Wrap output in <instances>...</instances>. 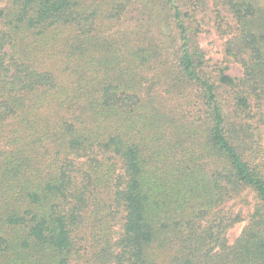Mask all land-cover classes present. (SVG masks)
I'll return each instance as SVG.
<instances>
[{
  "label": "trees",
  "instance_id": "obj_1",
  "mask_svg": "<svg viewBox=\"0 0 264 264\" xmlns=\"http://www.w3.org/2000/svg\"><path fill=\"white\" fill-rule=\"evenodd\" d=\"M263 128L264 0H0V264H264Z\"/></svg>",
  "mask_w": 264,
  "mask_h": 264
},
{
  "label": "rangeland",
  "instance_id": "obj_2",
  "mask_svg": "<svg viewBox=\"0 0 264 264\" xmlns=\"http://www.w3.org/2000/svg\"><path fill=\"white\" fill-rule=\"evenodd\" d=\"M201 19L204 21L203 23V32L199 36V43L203 51L206 53L207 58L209 59L210 66L213 68L214 66H228L227 73L232 77H241L242 76V68L241 66L234 62H225L224 61V53L223 47L225 39L221 38L219 34H217L214 23L211 20V16H201ZM260 145L264 150V128L261 131L260 137ZM244 199L250 201L251 205L243 204L240 202L233 203L232 209L234 211H241L243 217L246 219L243 223L235 225L228 233V236L231 241H234L242 232L244 225H246L249 219V213L252 211L255 200L253 193H245Z\"/></svg>",
  "mask_w": 264,
  "mask_h": 264
}]
</instances>
